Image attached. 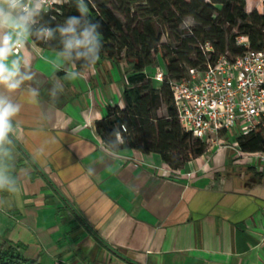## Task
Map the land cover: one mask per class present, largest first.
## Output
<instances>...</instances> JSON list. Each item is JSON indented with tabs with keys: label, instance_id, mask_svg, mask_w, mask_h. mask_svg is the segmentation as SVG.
Masks as SVG:
<instances>
[{
	"label": "crops",
	"instance_id": "obj_1",
	"mask_svg": "<svg viewBox=\"0 0 264 264\" xmlns=\"http://www.w3.org/2000/svg\"><path fill=\"white\" fill-rule=\"evenodd\" d=\"M20 54L35 78L13 96L19 192H0V243L42 264H264L259 153L239 152L232 134L173 176L156 154L114 152L96 124L125 107L123 66L101 59L67 81L55 50L30 39ZM248 168L261 183L245 185Z\"/></svg>",
	"mask_w": 264,
	"mask_h": 264
},
{
	"label": "trees",
	"instance_id": "obj_2",
	"mask_svg": "<svg viewBox=\"0 0 264 264\" xmlns=\"http://www.w3.org/2000/svg\"><path fill=\"white\" fill-rule=\"evenodd\" d=\"M78 15L72 2L45 12L43 20L55 27L66 17ZM89 16L102 24L104 49L99 60L123 65L129 82L123 92L125 107L115 106L96 124L103 143L118 153L156 154L174 170L203 156L207 146L184 130L169 86L158 88L147 73H152L162 58L167 74L172 79H183L189 67L212 65L222 55L242 54L245 48L236 45L239 35L248 37L251 49H260L264 44V1L262 12H248L247 0H90ZM187 17L196 24L185 29L182 22ZM235 28L238 33L232 35ZM172 40L176 46L170 44ZM34 43L54 50L38 41ZM206 44H210V50ZM52 46H58V41ZM193 54L196 60L191 59ZM134 85L139 87L133 88ZM162 104L167 107L168 116L159 118L156 112ZM121 124L127 125V131L121 132L122 141L112 148L108 141L113 137L109 134ZM238 144L243 153H264V131L258 129L240 138ZM248 169L252 174L245 185L261 183L262 174ZM0 264L42 263L40 259L25 258L18 245L3 242Z\"/></svg>",
	"mask_w": 264,
	"mask_h": 264
},
{
	"label": "clouds",
	"instance_id": "obj_3",
	"mask_svg": "<svg viewBox=\"0 0 264 264\" xmlns=\"http://www.w3.org/2000/svg\"><path fill=\"white\" fill-rule=\"evenodd\" d=\"M60 3L61 0H56ZM75 3L78 16H68L55 27L43 20L45 6L50 0H0V192L16 194L19 192L18 181L11 174L9 161L12 159V134L14 122L21 111V105L13 96L25 85L30 86L34 75L20 50L29 40L40 42L56 51L59 65L64 72V79L74 81L83 79L86 70L100 59L104 49L102 24L89 16L90 0H63ZM54 20L55 17H52ZM195 23L192 17L182 22V27ZM58 41L53 47L52 42ZM63 87L57 83L49 90L52 98H58ZM32 94L37 89L31 88ZM121 130L127 131V125L114 126L108 141L112 148L121 142Z\"/></svg>",
	"mask_w": 264,
	"mask_h": 264
},
{
	"label": "built area",
	"instance_id": "obj_4",
	"mask_svg": "<svg viewBox=\"0 0 264 264\" xmlns=\"http://www.w3.org/2000/svg\"><path fill=\"white\" fill-rule=\"evenodd\" d=\"M62 4L63 0H50L45 12ZM236 45L245 48L242 54L222 55L212 65L189 67L180 80L172 79L161 66L147 73L158 88L169 86L181 125L206 144V153L228 147L227 138L232 134L237 150L242 152L240 138L258 129L264 131V44L258 50L251 49L248 37L239 35ZM206 49H211L210 44ZM258 159L264 162V153L259 152ZM168 171L173 176L182 175L181 170L169 166Z\"/></svg>",
	"mask_w": 264,
	"mask_h": 264
},
{
	"label": "rangeland",
	"instance_id": "obj_5",
	"mask_svg": "<svg viewBox=\"0 0 264 264\" xmlns=\"http://www.w3.org/2000/svg\"><path fill=\"white\" fill-rule=\"evenodd\" d=\"M263 1H264V0H248V1H247V9L250 10V12H252V11H254V10H256V11H258V12H261V7H262V3H263ZM118 18L121 19L122 21H124L123 17L118 16ZM195 24H196V22H195L194 24H192V25H195ZM237 33H238V31H237L236 28L233 29L232 32H231L232 35H233V34H237ZM170 44H171L172 46H176V43L173 42V40H172V42H171ZM191 59H192V60H196V55H195V54L191 55ZM156 65H158V60H157V64H156ZM122 66H123V65H122ZM159 66H161V68H162L165 72H167V70H166V66H165V64H164V62H163V60H162V58L159 59ZM132 87H133V88H135V87H139V85H134V86H132ZM142 93H145V92L142 90ZM156 116L159 117V118L167 117V116H168L167 107H166L164 104H162L161 107L157 110V112H156ZM232 139H235V138L232 137Z\"/></svg>",
	"mask_w": 264,
	"mask_h": 264
}]
</instances>
